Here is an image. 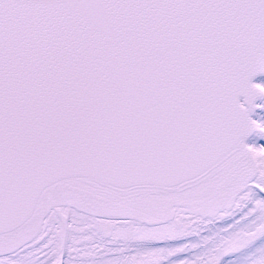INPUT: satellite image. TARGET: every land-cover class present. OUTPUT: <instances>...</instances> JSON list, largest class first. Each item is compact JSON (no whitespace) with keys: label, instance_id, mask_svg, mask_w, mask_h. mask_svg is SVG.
Instances as JSON below:
<instances>
[{"label":"snow or ice","instance_id":"6c2138e0","mask_svg":"<svg viewBox=\"0 0 264 264\" xmlns=\"http://www.w3.org/2000/svg\"><path fill=\"white\" fill-rule=\"evenodd\" d=\"M0 264H264V0H0Z\"/></svg>","mask_w":264,"mask_h":264}]
</instances>
